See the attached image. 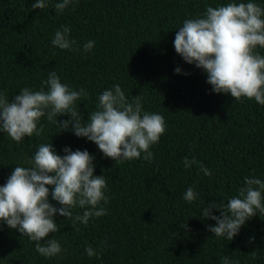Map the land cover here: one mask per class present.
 Wrapping results in <instances>:
<instances>
[{"label": "trees", "instance_id": "obj_1", "mask_svg": "<svg viewBox=\"0 0 264 264\" xmlns=\"http://www.w3.org/2000/svg\"><path fill=\"white\" fill-rule=\"evenodd\" d=\"M36 2L0 0V93L11 101L23 88L38 91L55 70L62 83L87 91L76 102L87 121L99 95L118 84L129 101L140 96L144 112L162 115L166 131L151 146V162L142 153L118 163L75 136L71 126L60 131L46 118L44 132L20 145L0 132V186L15 166H30L42 143H52L61 156L66 147L87 150L94 156V175L107 183V203L101 201L106 215L91 218L86 227L54 217L60 231L45 239L55 236L62 248L58 256H41L27 236L0 221V264H222L224 256L237 264H264V215L246 221L232 241L208 230L215 221L201 219L206 204H226L236 196L245 177L264 181V105L215 93L207 73L174 47L184 20L229 0H73L63 13L54 8L62 0H45L43 10L32 8ZM254 2L264 8V0ZM62 26L71 28L76 50L51 44ZM88 41L94 47L85 52ZM257 51L264 55V49ZM185 157H195L212 175L197 165L186 169ZM47 187L49 202L61 207L52 200L53 186ZM189 187L198 193L192 203L183 199ZM89 246L99 258L86 254Z\"/></svg>", "mask_w": 264, "mask_h": 264}, {"label": "clouds", "instance_id": "obj_2", "mask_svg": "<svg viewBox=\"0 0 264 264\" xmlns=\"http://www.w3.org/2000/svg\"><path fill=\"white\" fill-rule=\"evenodd\" d=\"M72 3L73 0H62L54 8L63 13ZM46 6L45 0H37L32 8L43 10ZM70 33L69 26H62L54 33L51 44L60 50H76L73 48L76 41L70 39ZM94 43L86 42L83 50L91 51ZM174 47L184 61L207 73V83L215 93L230 94L236 102L247 98L264 105V55L257 51L264 49V8L254 0H229L218 7L208 6L201 16L184 20L175 35ZM86 97L85 89L70 88L52 70L38 91L23 88L11 101L0 93V132L7 133L20 145L26 137L44 132L41 119L46 118L60 131L71 126L75 136L95 143L116 163L140 159L142 153L144 160L152 161L151 146L166 131L162 115L144 112L140 96L129 101L116 84L99 95L96 110L85 121L76 102ZM62 115H68L69 119L58 122L57 117ZM64 152L61 156L52 143L40 144L29 161L30 166H15L6 183L0 186V221L27 236L34 242L35 251L45 258L62 253L55 236L45 239L49 233L60 231L54 220L57 214L72 220L73 226L80 223L85 227L91 218L107 214L101 206V201L107 203V183L103 175H94V156L87 150L71 151L67 147ZM183 163L186 169L197 165L205 176L212 175L195 157L191 160L185 157ZM47 186H53L52 200L61 207L49 202ZM262 194L264 181L245 177L236 196L226 204H206L201 219L215 221L208 230L218 238L232 241L246 221L257 214L264 215ZM197 197L198 193L189 187L183 199L192 203ZM76 208L82 209V214L74 215ZM214 209L220 211L219 216L213 215ZM85 251L89 257L99 258L91 246ZM222 264L237 262L224 256Z\"/></svg>", "mask_w": 264, "mask_h": 264}]
</instances>
